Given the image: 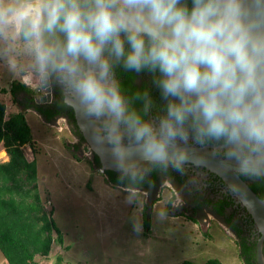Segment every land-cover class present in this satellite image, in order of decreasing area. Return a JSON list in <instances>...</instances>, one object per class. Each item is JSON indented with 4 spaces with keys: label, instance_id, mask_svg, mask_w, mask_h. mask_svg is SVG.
<instances>
[{
    "label": "clouds",
    "instance_id": "1",
    "mask_svg": "<svg viewBox=\"0 0 264 264\" xmlns=\"http://www.w3.org/2000/svg\"><path fill=\"white\" fill-rule=\"evenodd\" d=\"M7 11L27 21L28 35L38 41L42 22L48 31L59 27L67 55L98 65L99 78L88 73L76 84L97 115L107 109L120 119L125 112L117 89L103 84L110 67L102 59L106 46L126 69L158 74L161 95L171 98L160 134L139 117L128 118L146 158L163 162L176 125L189 121L198 134L231 142L243 137L264 147V0H46L20 7L0 0V18ZM47 58L41 52L40 59Z\"/></svg>",
    "mask_w": 264,
    "mask_h": 264
},
{
    "label": "rangeland",
    "instance_id": "2",
    "mask_svg": "<svg viewBox=\"0 0 264 264\" xmlns=\"http://www.w3.org/2000/svg\"><path fill=\"white\" fill-rule=\"evenodd\" d=\"M41 3L5 0L14 7ZM20 27L11 11L0 18V86L8 90L0 93V100L7 106V117L25 112L37 153L27 144L23 150L29 159L36 157L42 201L47 210L53 209L64 235L63 244L54 243L47 257L36 256L38 264H200L210 258L243 264L232 234L214 219L209 220L212 236L203 238L198 226L186 217H173L174 210L165 211V204L157 203L151 232H146L142 194L110 184L100 168L92 166L91 148L74 146L65 121L46 122L32 109H23L9 90L13 82L25 83L35 94L45 89L40 85L39 42L34 36L21 40ZM24 93L20 91L18 99ZM5 160L8 155L0 143V161ZM0 264H8L1 251Z\"/></svg>",
    "mask_w": 264,
    "mask_h": 264
},
{
    "label": "flooded vegetation",
    "instance_id": "3",
    "mask_svg": "<svg viewBox=\"0 0 264 264\" xmlns=\"http://www.w3.org/2000/svg\"><path fill=\"white\" fill-rule=\"evenodd\" d=\"M28 1L23 0L24 3ZM43 2L44 0H42V3ZM44 31L41 25V35L38 41L41 45L39 48L40 54L43 51H47L48 58L43 61L39 59L43 69L41 71L40 85L43 73L46 71L49 75L50 95H47L44 90L42 93H34L33 96L36 103L45 105L46 107L50 105L47 109L52 110L54 108L52 103L55 102L60 103L61 106L57 108L59 113L54 119L46 118L34 108H27V110L32 109L46 122H56L57 119H62L65 121V124L76 140V146H74L78 149L85 144L89 146L78 123L76 108L71 102L73 100L77 103L82 102L80 94L76 89V84L88 73H92L99 78L100 68L98 65L86 61L83 56L74 59L70 55H67L65 50L66 44L51 42L49 39L45 40L43 36ZM109 47L110 46H106L102 53V59H107L110 65L108 76L103 80L106 89L116 88L118 82L116 77L117 73L113 69L116 61L114 56L110 53ZM64 63L74 65L76 70L74 72H69L66 68H61L60 65ZM140 76L142 75L138 76V81L143 80ZM155 77L158 78V74ZM155 91H157L158 97L153 96ZM23 96L24 94L22 97ZM121 97L125 105V112L122 118L117 119L115 115L107 109L100 115L92 112V119L99 121V124L104 126V129L100 132L101 136L111 137L114 145L123 143H144L143 140L136 141L134 138V129H132L128 123V118L132 116L139 117L141 122L149 123L156 133L160 134V122L163 118L167 117V107L171 98H164L157 86V89H152V92L145 94V100L140 102V106L136 110L139 115H135L134 111L131 113L129 110L132 104L128 96L122 95ZM54 110L56 111L55 108ZM70 113L74 115V123L71 122L73 119L70 118ZM176 130L177 138L169 145H177L185 149H207L220 158H228L229 155L226 146L229 140L226 137L214 138L207 134H198L193 131L190 121L185 123L182 127L176 125ZM82 137H84V140H82ZM91 151L90 161L93 162V167L100 168L104 177L110 184L142 194L143 217L145 218V216L148 215L150 219V226L145 230L146 232L149 230V232H151V212L155 205L157 203H164L165 211L174 210V213H172L173 217H186L192 225L198 226L200 228V237L208 238L212 236V228L209 220L214 219L232 234L238 246L239 253L240 247L243 246L244 243H246L245 246H249L248 249L252 248L253 250L255 247L256 253L258 252V243L262 234L259 233L254 219L245 206L242 205L241 201H238L235 191L232 190L228 183L218 173L211 170L205 163L201 164L188 159H170L164 160L163 162L149 160L138 171L125 172L113 170L121 178L120 183H115L109 181L106 169L102 168L101 160L100 167L94 162L97 153L92 149ZM261 152H264V147L258 148L255 144L246 140L240 145L238 156L250 158L255 157ZM238 173L249 186L250 183H256V186H259L258 190H254L251 186L250 187L264 201V176L244 171H239ZM165 191L169 194H166ZM204 223H207L205 229ZM252 245H254V247ZM262 250L264 254V239L262 240ZM255 264H260L258 255Z\"/></svg>",
    "mask_w": 264,
    "mask_h": 264
},
{
    "label": "trees",
    "instance_id": "4",
    "mask_svg": "<svg viewBox=\"0 0 264 264\" xmlns=\"http://www.w3.org/2000/svg\"><path fill=\"white\" fill-rule=\"evenodd\" d=\"M28 1V0H25ZM46 2V0H44ZM43 2V3H44ZM84 0H81L83 3ZM189 5L191 0H188ZM46 21V16L44 17ZM44 39L59 44H66V34L59 30V27L48 31L44 27ZM30 25L27 21H22L20 27V38L23 41H30L33 36L28 35ZM127 48V44L125 45ZM110 48V47H109ZM110 51V49H109ZM116 61V59H115ZM117 73L118 82L116 89L121 96H128L131 102L130 112L136 111L140 102L145 100V94L157 89L155 77L147 69L137 72L134 69H126L123 61H116L114 68ZM153 75H151V74ZM139 75L141 81L137 78ZM139 77V78H140ZM10 92L16 97L24 108H34L42 113L48 119H54L58 116L60 103H52L54 108L47 109L50 105H41L35 102L33 90L25 83L13 82ZM8 91L0 86V93ZM24 91V96L18 99L17 94ZM154 97H158L157 91L153 93ZM153 97V98H154ZM7 106L5 102L0 100V143L8 155V160L0 161V251L4 255L8 264H38L36 256L47 257L54 243L62 245L64 235L60 227L57 225L53 217V209L47 210L42 201L39 190V177L37 171L36 157L29 159L24 150V145H29L32 151L37 153V147L33 138L32 130L27 122L24 110L6 116ZM73 119V113L69 114ZM80 134L79 132H77ZM84 140V137H82ZM76 146V145H75ZM92 166L93 162L90 161ZM94 162L100 167V159L95 155ZM109 181L120 183L121 178L113 170H106ZM264 178V177H263ZM250 186L254 190H258L256 183ZM143 224L145 229L150 226V219L145 216ZM240 247V258L243 264H255L257 261V253L254 248L248 249L247 246ZM251 246V247H252ZM181 264H195L191 260H185ZM200 264H221L219 259L210 258Z\"/></svg>",
    "mask_w": 264,
    "mask_h": 264
},
{
    "label": "water",
    "instance_id": "5",
    "mask_svg": "<svg viewBox=\"0 0 264 264\" xmlns=\"http://www.w3.org/2000/svg\"><path fill=\"white\" fill-rule=\"evenodd\" d=\"M251 2V0H249ZM42 87L47 95L50 91L49 75L45 71L42 77ZM44 97V96H42ZM76 108V117L80 128L90 148L98 154L102 168L116 171L132 172L140 170L150 159L143 154L144 143H123L114 145L109 136H101L104 129L99 121L92 119V112L83 102H71ZM246 141L241 138L239 142L227 144L228 158L223 159L215 153L202 148L185 149L177 145H169L165 160H192L197 163H205L211 170L218 173L235 191L238 201H241L255 221L256 227L262 237L258 243V260L264 264L262 240L264 239V201L251 189L249 184L239 175V171L249 172L264 176V152L255 157L243 158L238 156L240 145Z\"/></svg>",
    "mask_w": 264,
    "mask_h": 264
}]
</instances>
